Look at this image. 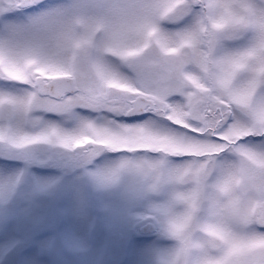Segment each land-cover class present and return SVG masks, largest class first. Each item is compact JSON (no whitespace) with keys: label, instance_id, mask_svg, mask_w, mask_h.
I'll list each match as a JSON object with an SVG mask.
<instances>
[{"label":"snow or ice","instance_id":"1","mask_svg":"<svg viewBox=\"0 0 264 264\" xmlns=\"http://www.w3.org/2000/svg\"><path fill=\"white\" fill-rule=\"evenodd\" d=\"M0 264H264V0H0Z\"/></svg>","mask_w":264,"mask_h":264}]
</instances>
